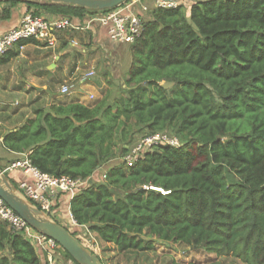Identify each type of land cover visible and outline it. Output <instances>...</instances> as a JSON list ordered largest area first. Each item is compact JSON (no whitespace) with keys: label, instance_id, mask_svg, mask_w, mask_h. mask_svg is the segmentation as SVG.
<instances>
[{"label":"trees","instance_id":"16d2710c","mask_svg":"<svg viewBox=\"0 0 264 264\" xmlns=\"http://www.w3.org/2000/svg\"><path fill=\"white\" fill-rule=\"evenodd\" d=\"M0 1L3 18L19 2L36 15L97 12ZM130 51L117 94L109 88L92 106L39 107L3 134L4 148L43 172L85 180L70 200L72 216L119 253L148 251L158 240L264 264V0L153 6ZM16 54L9 50L0 65ZM159 131L180 145L162 142L127 165L136 135ZM116 155L122 162L106 167ZM56 251L79 264L64 248ZM0 264L50 262L46 250L2 221Z\"/></svg>","mask_w":264,"mask_h":264},{"label":"crops","instance_id":"0c3cea01","mask_svg":"<svg viewBox=\"0 0 264 264\" xmlns=\"http://www.w3.org/2000/svg\"><path fill=\"white\" fill-rule=\"evenodd\" d=\"M5 6L6 2L0 1V33L17 26L23 16L30 11L26 3L19 2L12 7L11 16L3 18L2 11ZM41 15L59 14L43 12ZM92 17L93 13L73 17L75 27L60 32L53 46L35 39L27 40L23 49L15 47L17 54L0 65V169L15 184L23 180L32 181L33 176L21 169L6 170L12 162L27 155L5 149L2 143L3 134L20 127L39 107L72 101L88 106L94 105L103 97L99 95L100 89L106 84L105 81L95 80L98 86L96 88L97 86L91 83V78L96 76L97 60L114 61L112 67L121 64V54L111 50L107 45L110 39L107 28L93 21ZM107 65H110L109 62H106ZM110 71L112 76L119 78V82L124 78L117 71L115 73L112 69ZM64 84L72 86L71 92L75 90L74 99L62 97L61 87ZM95 95L97 100L93 103ZM74 194L63 193L59 198L58 208L62 203L65 204V211L62 213L64 223L61 224L69 226V230L81 232L92 240L95 234L88 230L87 226L77 224L71 215L70 200ZM31 242L41 253L42 248L35 241Z\"/></svg>","mask_w":264,"mask_h":264},{"label":"built area","instance_id":"2783aa9c","mask_svg":"<svg viewBox=\"0 0 264 264\" xmlns=\"http://www.w3.org/2000/svg\"><path fill=\"white\" fill-rule=\"evenodd\" d=\"M193 1L195 0H126L114 8L93 13L92 20L107 28L112 41L134 43L143 32L144 18L151 7L176 8ZM73 27L75 24L70 16H44L29 11L17 26L0 33V58L15 47L23 49L24 41L29 39L53 46L60 32ZM71 90L72 86L69 84L61 87L62 94H69ZM162 142L174 146L180 145L177 136L165 131L155 132L139 139L123 156V160L127 165H131L143 152ZM15 169H21L33 176L32 181L23 180L16 184L19 192L52 217L53 207L58 203L60 194L62 192L74 194L77 188L85 183V180L80 178L43 172L33 166L27 156L15 160L6 168L9 171ZM103 176L106 177V175ZM0 220L12 230L23 232L30 241H35L39 247L46 250L50 264H73L72 260H66L60 252L56 251L61 245L55 239L32 228L1 196ZM87 229L89 230L88 227Z\"/></svg>","mask_w":264,"mask_h":264},{"label":"rangeland","instance_id":"374dc122","mask_svg":"<svg viewBox=\"0 0 264 264\" xmlns=\"http://www.w3.org/2000/svg\"><path fill=\"white\" fill-rule=\"evenodd\" d=\"M131 44L132 43L116 42L110 39L107 41V45L111 50L115 51L116 53L119 52L121 54L120 55L121 64H119L118 67H112L111 64L115 63L114 61L102 59L98 62L97 60L96 69H95L96 76L91 78L92 80L91 83L94 84L95 86H97L95 80L105 81L106 83L104 87L100 89L101 93L99 95H104V93L109 88H112V90L114 91V95L118 93L117 85L119 83V78L112 76V72L110 70L112 69L113 73L117 71L118 73H120L122 77H125L127 75L132 59V55L130 51ZM106 62H109L110 65L106 66ZM106 70L109 71L108 74ZM110 81H113L114 85ZM96 88H98V86ZM74 91L69 94H63L62 97L64 99H68V98L74 99L75 97ZM58 94H60V92ZM96 100L97 97L95 95V98H93V103ZM146 135H147L146 133L137 134L136 139L130 145L134 144L137 140L143 138ZM118 155H116L117 157L110 160V162L105 166L107 167L108 165L122 162L121 157ZM105 168L104 166H102V168H100V172L103 173L105 171ZM58 205L53 207L52 214L53 217L58 222L64 223L62 213L65 211V204L62 203L59 208ZM0 223H2L1 220ZM62 225L65 226V224ZM66 227L69 228V226ZM76 236L85 246L90 248L94 253H96L101 258L103 264H216V263L239 264L238 261L234 260L230 256L215 257V255H209L208 253L203 251H195L189 247L173 242H163L156 240L154 248L151 250L130 252L125 254V253H119L116 249V246L112 243L100 242L97 239L96 235L95 237H93L92 240L91 239L89 240V238L84 236V234H82L79 231H76ZM62 256L64 257L63 254Z\"/></svg>","mask_w":264,"mask_h":264},{"label":"water","instance_id":"95a60500","mask_svg":"<svg viewBox=\"0 0 264 264\" xmlns=\"http://www.w3.org/2000/svg\"><path fill=\"white\" fill-rule=\"evenodd\" d=\"M29 1V0H23ZM43 2L62 3L86 8L89 10H108L126 0H40ZM172 82L163 85L169 87ZM58 172V171H57ZM0 196L9 204L32 228L55 239L79 264H103L101 258L67 227L55 220L24 197L10 177L0 169Z\"/></svg>","mask_w":264,"mask_h":264}]
</instances>
